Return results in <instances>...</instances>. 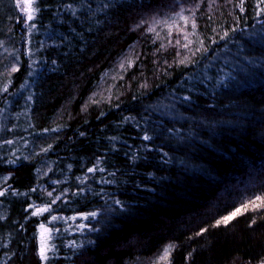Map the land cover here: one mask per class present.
I'll list each match as a JSON object with an SVG mask.
<instances>
[{
	"label": "trees",
	"instance_id": "obj_1",
	"mask_svg": "<svg viewBox=\"0 0 264 264\" xmlns=\"http://www.w3.org/2000/svg\"><path fill=\"white\" fill-rule=\"evenodd\" d=\"M27 6L0 0V264H264V4Z\"/></svg>",
	"mask_w": 264,
	"mask_h": 264
},
{
	"label": "snow or ice",
	"instance_id": "obj_2",
	"mask_svg": "<svg viewBox=\"0 0 264 264\" xmlns=\"http://www.w3.org/2000/svg\"><path fill=\"white\" fill-rule=\"evenodd\" d=\"M260 4H264V0H259ZM29 6H31V0H29ZM259 11L261 13H264V8H260ZM27 19L28 20H31L32 19V16L31 14H29L27 16ZM123 66V65H121ZM93 169H89V171H92ZM0 195H3V193H0ZM49 195H51V193H49ZM257 200H262L261 197H257ZM261 205L260 204H256L255 207H260ZM247 205L244 206L245 210H247ZM49 209L48 208H44V209H37V212H42V211H48ZM241 209H236L235 212L231 213L229 216H225L223 217L221 220L217 221V225H219L220 223H223V224H228L229 221H231L236 215H238L240 213ZM91 215L95 216L96 214L95 213H92ZM53 219H57L56 217H53ZM74 219V218H73ZM202 232L205 231L204 229L201 230ZM172 245H169V248H171ZM168 252V249H165V253L167 254ZM40 255L46 260L47 259V255H46V250L45 248L42 246L41 249H40Z\"/></svg>",
	"mask_w": 264,
	"mask_h": 264
},
{
	"label": "rangeland",
	"instance_id": "obj_3",
	"mask_svg": "<svg viewBox=\"0 0 264 264\" xmlns=\"http://www.w3.org/2000/svg\"><path fill=\"white\" fill-rule=\"evenodd\" d=\"M17 5L19 6V9L22 13V16H25L26 15V9H28V0H17ZM181 19H176L175 20V25L179 26L183 21H185V18H183L182 21H180ZM46 243H44L43 247L45 248ZM173 249H168V252L167 254L164 252L161 257H159L158 260H160L161 262H166L168 264L169 262V257H170V254L172 252Z\"/></svg>",
	"mask_w": 264,
	"mask_h": 264
},
{
	"label": "bare ground",
	"instance_id": "obj_4",
	"mask_svg": "<svg viewBox=\"0 0 264 264\" xmlns=\"http://www.w3.org/2000/svg\"><path fill=\"white\" fill-rule=\"evenodd\" d=\"M5 4V6L4 7H6L7 6V4L6 3H4ZM21 15H22V13H21ZM24 17V16H23Z\"/></svg>",
	"mask_w": 264,
	"mask_h": 264
}]
</instances>
